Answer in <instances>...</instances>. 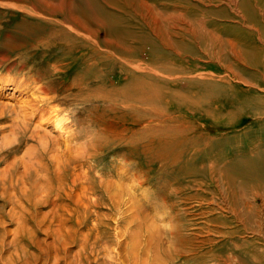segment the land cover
<instances>
[{"label":"rangeland","instance_id":"374dc122","mask_svg":"<svg viewBox=\"0 0 264 264\" xmlns=\"http://www.w3.org/2000/svg\"><path fill=\"white\" fill-rule=\"evenodd\" d=\"M35 4L0 0V100L8 104L0 110V264H220L211 260L217 247L209 245L220 233L206 223L218 213L211 215L215 204L202 198L200 165L213 156L226 161L249 155L252 143L264 145L262 92L224 75L215 57L199 50L189 58L160 59L141 51L137 41L124 65L98 44L100 58L84 80V59L91 55L86 44L95 43L91 34L66 24L68 34L52 48L37 45L55 26ZM217 18L230 36L234 25L246 29ZM86 24L96 32L93 22ZM71 30L81 38L70 36ZM55 58L62 71L33 80L36 72L49 73ZM16 81L22 91L12 88ZM43 81L53 96L41 102L45 113L65 120L61 129L50 122L42 127L71 154L72 166L74 156L78 161L60 178L37 167L32 184L22 160L27 145L18 138L2 147V138L18 123L13 119H21L23 103L42 100H31L26 91ZM13 160V168L1 171Z\"/></svg>","mask_w":264,"mask_h":264},{"label":"bare ground","instance_id":"6f19581e","mask_svg":"<svg viewBox=\"0 0 264 264\" xmlns=\"http://www.w3.org/2000/svg\"><path fill=\"white\" fill-rule=\"evenodd\" d=\"M60 1H62L61 4H58L55 0H32V3L38 2L39 4L35 5L42 8V10H38L39 14L43 17L50 16L54 20L52 24L55 26L53 34L48 35L44 40L37 41L36 44H44L47 49L52 48L54 46L53 42L60 41L59 36L64 35L65 37L68 34L66 24L71 25L79 32L81 29L88 31L95 43L86 44L87 48L91 50V55L84 59L85 69L82 72L84 80L92 77L90 66H96L97 60L100 58L98 44L112 50L115 56L113 59L117 58L124 65V55H132V43L137 41L143 47L141 51L148 50L149 54L160 59L167 57L169 54L181 59L185 56L189 58L198 50L205 56L215 57L221 70H224V75L231 76L234 80L242 82L241 84L257 88L262 92L259 99H264V0ZM64 2L65 10L62 9ZM76 6L82 9L81 12L77 10ZM208 11L211 13L210 17H207ZM204 14L206 15L204 16ZM110 16L112 17L110 18ZM217 17L220 18V22H223V24L236 22L246 27V29L234 25L237 30L233 36H230L217 25L216 22H219ZM222 19L227 22L222 21ZM86 22H93L97 34L102 29L103 39H98L94 29L90 30ZM70 32L73 33L70 36L81 38V34H77L72 30ZM101 54L106 57L112 56L108 51ZM199 58L201 59V57ZM52 60L49 64L51 72H36L35 75L33 74L36 79L33 80L44 79L53 72L62 71L59 69L61 68L60 59L55 58ZM244 70L248 73L245 74ZM29 72L31 71L29 70ZM84 80L82 81L84 82ZM91 81L94 80L91 79ZM71 83L73 86H78L75 80ZM12 85L14 90L19 89L22 91L20 87L23 85L20 81H16ZM36 86L33 91L26 92L33 93L34 96L31 97V100H42L37 104L29 102L28 107L26 102L23 103L20 112L21 119H13L18 123L14 124L10 129L11 131H9L13 135L9 132L3 134L2 147L11 145L13 141L16 142L20 138L18 142L27 145L22 154V160L26 167L24 172L29 173V176L33 178L34 174L37 175V167H43L44 170H49L48 174L51 173L52 176L58 174L59 177V172H65L69 170V167L73 170L76 161H78V156H74L76 161L72 166V163L70 164L73 159L70 158L71 154L67 152L65 147L63 150L59 149L50 131L42 127L43 124L47 125L50 122L53 123V127L56 129H61L65 119L60 115L51 116L52 113L48 109L47 112L50 115L45 113V106L41 102L53 98L52 95L46 94L51 86L44 85V81L39 85L36 84ZM2 89L0 87V96H4V93L1 92ZM63 91L66 92V95L69 91V84L62 89ZM92 92H94L93 89ZM4 106L8 108V104L1 101L0 110ZM51 108L54 112L58 110L57 108ZM11 109L15 110L14 107ZM262 109V113H264V107ZM34 112H38V115L36 120L33 121ZM257 114H260V112L255 113V115ZM49 152L57 153L49 154ZM248 153L249 155L231 157L233 159L230 160L225 158L226 161L222 158L217 160L213 156L215 160L211 157L212 159H206L207 162L204 160L205 162L200 163L202 171L199 173L202 176L201 178H204L201 180H205L200 184L205 187L201 189L202 198L207 199L209 204L217 205L219 209V211H212L215 209L214 206L208 210L211 215H216V213L219 215L209 216L207 220L209 223H206L207 226H214V229L220 233L217 235L219 239L209 244L212 247L216 246L218 250V255L212 257L211 260L219 261L220 264H264V145L260 142L252 143ZM197 154L199 153L197 152ZM36 156L41 161L33 159ZM26 157L27 159H25ZM14 166L13 160L11 163H7L1 171ZM188 169L190 170V168ZM34 180L35 177L33 183L31 182L32 184H34ZM39 183H37V186ZM58 183L61 184V181L59 180ZM31 189H35V187H31ZM208 212L206 211V213Z\"/></svg>","mask_w":264,"mask_h":264}]
</instances>
